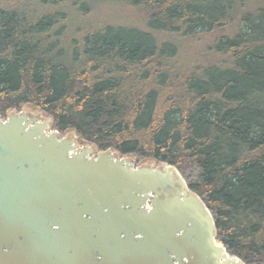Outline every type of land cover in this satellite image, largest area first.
<instances>
[{
    "label": "trees",
    "instance_id": "1",
    "mask_svg": "<svg viewBox=\"0 0 264 264\" xmlns=\"http://www.w3.org/2000/svg\"><path fill=\"white\" fill-rule=\"evenodd\" d=\"M22 109L174 165L264 264V0H0V118Z\"/></svg>",
    "mask_w": 264,
    "mask_h": 264
},
{
    "label": "water",
    "instance_id": "2",
    "mask_svg": "<svg viewBox=\"0 0 264 264\" xmlns=\"http://www.w3.org/2000/svg\"><path fill=\"white\" fill-rule=\"evenodd\" d=\"M51 125L30 109L0 118V264H245L174 165Z\"/></svg>",
    "mask_w": 264,
    "mask_h": 264
},
{
    "label": "rangeland",
    "instance_id": "3",
    "mask_svg": "<svg viewBox=\"0 0 264 264\" xmlns=\"http://www.w3.org/2000/svg\"><path fill=\"white\" fill-rule=\"evenodd\" d=\"M120 18V17H119ZM32 111V110H31ZM69 133V132H68ZM68 133H66L65 135H67ZM135 164V163H134Z\"/></svg>",
    "mask_w": 264,
    "mask_h": 264
}]
</instances>
